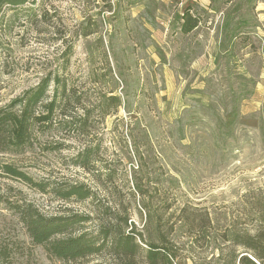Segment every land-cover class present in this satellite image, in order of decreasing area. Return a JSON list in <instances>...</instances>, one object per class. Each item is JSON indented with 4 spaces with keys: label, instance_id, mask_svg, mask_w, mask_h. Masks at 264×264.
<instances>
[{
    "label": "rangeland",
    "instance_id": "rangeland-1",
    "mask_svg": "<svg viewBox=\"0 0 264 264\" xmlns=\"http://www.w3.org/2000/svg\"><path fill=\"white\" fill-rule=\"evenodd\" d=\"M185 12L198 25L184 34ZM45 84L31 112L45 115L57 96L52 121L33 119L18 145L1 118L19 115L14 102ZM0 120V166L92 191L64 201L0 171V264H118L104 254L52 258L9 210L14 202L88 216L76 232L112 226L143 249L167 240L172 264H239L246 253L233 237L264 236V0H28L7 9ZM90 146L93 172L74 164ZM136 262L145 264L142 253Z\"/></svg>",
    "mask_w": 264,
    "mask_h": 264
},
{
    "label": "trees",
    "instance_id": "trees-1",
    "mask_svg": "<svg viewBox=\"0 0 264 264\" xmlns=\"http://www.w3.org/2000/svg\"><path fill=\"white\" fill-rule=\"evenodd\" d=\"M27 2L28 0H0V14H4L7 9L21 8ZM182 19L184 24L181 31L184 34L191 32L198 25V21L192 19L186 12ZM41 87L39 86L35 91H32L30 98L25 103L23 101L14 102L12 107L22 106L19 115L11 113V115L1 118L4 120L11 119L8 124L12 126L13 138L18 145L22 144L28 136L29 124L33 123V119L37 123H49L55 114L58 105L57 96L47 105L45 115H40L36 119L33 117L31 109L40 104L44 98L46 84ZM65 88L64 85L62 96H64L66 103L68 96L65 94ZM110 100L115 108L121 104L118 97L113 96ZM62 104L64 103H59V107ZM96 152L97 147H86L77 153L74 164L84 171L92 170L93 172L97 160ZM0 171L6 177L19 180L41 194L49 192L64 201H69L72 198L85 201L92 197L91 189L83 184L72 183V185L61 187L58 184H49L45 180L35 181L28 173L10 165L0 166ZM9 210L18 216L33 244L42 246L52 258L58 261L74 263L77 260L89 258V256L98 257L104 254L112 256L118 261V264H137V255L142 253L145 264H172L173 257H175L167 246V240H160V244L147 242L145 244L146 249H143L134 235L125 234L120 229L115 230L112 226L97 230L96 235H93L92 232H76L77 228L75 227L86 224L89 220L88 216H46L41 214L34 204H27L26 202L9 203ZM126 223L127 220H125ZM231 241L234 244L235 242L241 244L245 250L246 255L239 258V264H264V236L259 238L258 236H239L236 234ZM247 254H251L254 260L249 259Z\"/></svg>",
    "mask_w": 264,
    "mask_h": 264
},
{
    "label": "crops",
    "instance_id": "crops-1",
    "mask_svg": "<svg viewBox=\"0 0 264 264\" xmlns=\"http://www.w3.org/2000/svg\"><path fill=\"white\" fill-rule=\"evenodd\" d=\"M194 30V29H193Z\"/></svg>",
    "mask_w": 264,
    "mask_h": 264
}]
</instances>
